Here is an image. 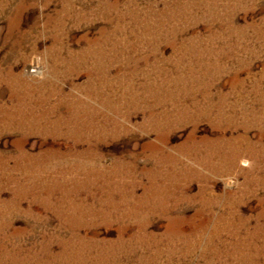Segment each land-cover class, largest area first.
<instances>
[{"label": "rangeland", "instance_id": "obj_1", "mask_svg": "<svg viewBox=\"0 0 264 264\" xmlns=\"http://www.w3.org/2000/svg\"><path fill=\"white\" fill-rule=\"evenodd\" d=\"M0 264H264V0H0Z\"/></svg>", "mask_w": 264, "mask_h": 264}]
</instances>
